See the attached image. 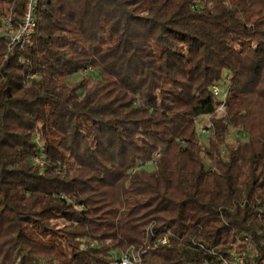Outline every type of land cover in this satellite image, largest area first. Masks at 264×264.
I'll use <instances>...</instances> for the list:
<instances>
[{"label": "trees", "instance_id": "trees-1", "mask_svg": "<svg viewBox=\"0 0 264 264\" xmlns=\"http://www.w3.org/2000/svg\"><path fill=\"white\" fill-rule=\"evenodd\" d=\"M26 7L0 0V264H264V0H39L14 43Z\"/></svg>", "mask_w": 264, "mask_h": 264}, {"label": "built area", "instance_id": "built-area-1", "mask_svg": "<svg viewBox=\"0 0 264 264\" xmlns=\"http://www.w3.org/2000/svg\"><path fill=\"white\" fill-rule=\"evenodd\" d=\"M39 0H27V7L25 11V15L23 18V22L21 25V29L19 32L12 36V41L19 42L25 38H28L35 30L37 25L36 19V10L37 4ZM10 20H8V28H11ZM214 96L221 101V104L217 108L218 113H225V103L227 98V92H224L220 87L216 86L213 88ZM208 122L206 126L203 128L201 135L205 137L210 130L213 128V124L211 123L210 118H208ZM225 153V152H224ZM162 244L169 243L167 238L161 240ZM141 262V253L135 251V249L128 250L126 253L122 254L118 261L112 262L111 264H139ZM243 257L235 258V264L242 263ZM228 264V263H226Z\"/></svg>", "mask_w": 264, "mask_h": 264}, {"label": "rangeland", "instance_id": "rangeland-1", "mask_svg": "<svg viewBox=\"0 0 264 264\" xmlns=\"http://www.w3.org/2000/svg\"><path fill=\"white\" fill-rule=\"evenodd\" d=\"M88 77H91L90 76V73H79L77 74L76 76H74L71 80H70V83H76V82H79L83 79H88ZM92 78V77H91ZM91 81V80H90ZM221 88V87H220ZM224 92H226V90L224 88H221ZM199 121V125H198V131L199 133L202 132L203 128L206 126L207 122L209 121L208 120V117H201L200 119H198ZM246 140L247 137L244 136L242 133H240L239 131H235V130H231L229 136H228V139H227V142L228 144H232L234 143L236 140ZM202 145V144H201ZM209 165V163H207ZM155 166L153 163H149L148 166H143L141 168H144V170H148V171H153L155 169ZM49 225L51 227H54V228H63L64 226V222L63 220H53V221H50L49 222ZM16 229V227H10L9 229L6 230V233H10L12 231H14ZM254 252H252V255H253ZM205 264H212L210 262H206Z\"/></svg>", "mask_w": 264, "mask_h": 264}]
</instances>
